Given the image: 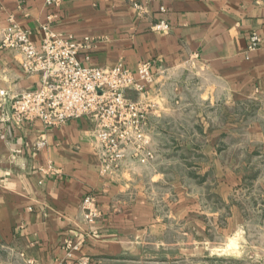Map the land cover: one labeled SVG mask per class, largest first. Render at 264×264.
I'll use <instances>...</instances> for the list:
<instances>
[{
	"label": "crops",
	"instance_id": "obj_1",
	"mask_svg": "<svg viewBox=\"0 0 264 264\" xmlns=\"http://www.w3.org/2000/svg\"><path fill=\"white\" fill-rule=\"evenodd\" d=\"M52 1L0 0V29L14 17L40 47L41 26L52 16L55 32L95 39L79 52L83 64L123 62L134 70L140 61H150L154 78L195 64L228 92L227 104L245 101L255 108L237 144L229 122L172 136L173 145H160L161 135L153 130L156 160H128L127 169L110 177L99 172L101 158L88 118L49 127L40 120L18 123L7 102L0 107V241L15 249L24 264L70 262L67 239L80 242L74 257L107 264L173 227L185 248L205 249L221 235L228 241L239 236L243 251L249 205L264 222V0ZM160 20L170 29L153 30ZM253 31L262 44L250 50ZM21 60L17 51L0 49V88L11 95L41 83L40 75L23 71ZM128 95L140 98L132 90ZM41 139L45 145L36 148ZM177 147L189 156L183 157V172L173 175L165 154ZM233 149H242L251 159L235 162L226 155ZM251 168L258 172L250 185L258 195L245 188ZM89 192L102 210L92 225L83 222L81 210Z\"/></svg>",
	"mask_w": 264,
	"mask_h": 264
},
{
	"label": "built area",
	"instance_id": "obj_2",
	"mask_svg": "<svg viewBox=\"0 0 264 264\" xmlns=\"http://www.w3.org/2000/svg\"><path fill=\"white\" fill-rule=\"evenodd\" d=\"M53 1L48 0V4ZM41 26V45L37 47L14 17L0 29V49H12L21 55V67L28 75L38 74L40 86L11 95L0 88V107L10 102L11 118L18 122L40 120L46 127L60 125L72 118H88L93 123V136L101 158L99 172L114 177L127 169V161L150 164L156 159L152 146L151 120L154 104L144 98L154 80L150 61H140L136 69L123 62L113 66L83 64L79 52L89 49L93 37L82 39L72 34L55 32L52 16ZM155 31H167L170 24L160 20L152 25ZM248 48L262 44L259 33L249 34ZM132 90L141 95L134 99ZM45 140L35 146L41 148ZM83 222L96 223L102 216L98 199L87 193L81 202ZM80 247L72 239L65 241L66 257H74ZM87 264L88 257L81 258Z\"/></svg>",
	"mask_w": 264,
	"mask_h": 264
},
{
	"label": "rangeland",
	"instance_id": "obj_3",
	"mask_svg": "<svg viewBox=\"0 0 264 264\" xmlns=\"http://www.w3.org/2000/svg\"><path fill=\"white\" fill-rule=\"evenodd\" d=\"M149 92L148 100L157 103H153L157 117L155 123L153 121V130L161 135L157 139L160 145L162 142L173 145L172 136L190 135L198 128L205 129L207 126L222 128L227 122L234 125L233 128L237 133L234 141L237 144L240 141V134L246 131L248 118L252 116L255 108L245 101L236 102L234 105L227 104L228 92L222 85L215 86L211 75L195 64L155 76ZM147 96L144 98L147 99ZM201 118L207 121L197 122V119ZM178 147L173 152L165 154V158L171 162V166L168 167L173 175L183 172V157L189 156L188 152L181 151ZM226 155L235 162H247L251 159L242 149H233ZM159 161L163 162L162 156ZM257 173L255 168L247 172L250 178L245 184L248 194L258 195V191L250 187L252 176ZM249 206V212L246 213L248 237L243 251L239 250V236L228 241L221 235L213 239V243L205 249L195 251L185 248V245L178 243L179 230L173 227L168 234L164 235L165 239L164 236L157 234L147 237L138 249L129 251L125 256L118 260H111L107 264H264V230L261 227L264 226V222L260 215L252 210L253 205ZM254 207L257 209V205ZM163 240L166 244H162ZM81 258L71 257V260H74L66 261L64 264H84ZM0 264L24 263L15 249H11L10 245L0 241ZM87 264H90V260Z\"/></svg>",
	"mask_w": 264,
	"mask_h": 264
}]
</instances>
